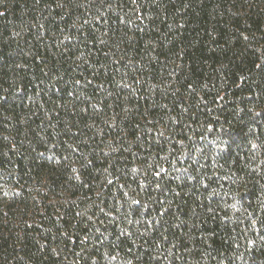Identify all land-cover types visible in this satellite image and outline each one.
Listing matches in <instances>:
<instances>
[{
  "label": "trees",
  "instance_id": "1",
  "mask_svg": "<svg viewBox=\"0 0 264 264\" xmlns=\"http://www.w3.org/2000/svg\"><path fill=\"white\" fill-rule=\"evenodd\" d=\"M0 264H264V0H0Z\"/></svg>",
  "mask_w": 264,
  "mask_h": 264
}]
</instances>
